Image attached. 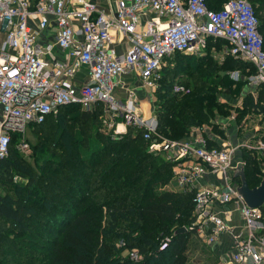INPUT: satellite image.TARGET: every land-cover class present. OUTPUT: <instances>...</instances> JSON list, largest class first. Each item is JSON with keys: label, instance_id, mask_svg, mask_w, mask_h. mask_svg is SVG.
Returning <instances> with one entry per match:
<instances>
[{"label": "built area", "instance_id": "obj_1", "mask_svg": "<svg viewBox=\"0 0 264 264\" xmlns=\"http://www.w3.org/2000/svg\"><path fill=\"white\" fill-rule=\"evenodd\" d=\"M208 2L114 0L115 10L109 15L93 0H0V163L13 134L19 136V152L27 154L29 127L43 123L59 107H101L103 128L112 139L133 129L152 155L172 164L171 182L179 192L192 194L194 222L187 231L206 246L214 245L231 230L213 209L233 205L244 235L234 237L228 256L222 257V252L219 260L264 264V204L247 207L237 192L239 181L232 176L238 163L244 166L242 152L264 159V124L247 130L244 120L235 123L236 114H231L235 144L230 134L222 139L203 125L193 127L186 139H168L159 133L153 113L141 112L134 90L124 98L115 93L117 79L132 72L145 88L154 90L166 58L176 53L203 57L212 39L225 42L227 56L254 67L246 84L256 97L264 89V46L253 8L247 0H224L218 9ZM122 42L124 52L119 54L116 46ZM81 73L85 80L76 82ZM237 107L242 109L240 103ZM261 165L262 178L264 160ZM205 176L221 184L204 182ZM168 243L165 238L161 248ZM130 259L137 261V252L133 250Z\"/></svg>", "mask_w": 264, "mask_h": 264}, {"label": "trees", "instance_id": "obj_2", "mask_svg": "<svg viewBox=\"0 0 264 264\" xmlns=\"http://www.w3.org/2000/svg\"><path fill=\"white\" fill-rule=\"evenodd\" d=\"M223 1L209 0L208 6L218 9ZM247 2L255 9L264 46V0ZM227 57L223 66L208 64L207 55L176 53L165 59L153 90L161 136L183 140L191 128L208 124L218 105L217 88L229 93L233 84L220 75L222 68L255 73L252 65ZM186 71L188 92H173L174 79ZM241 106L238 124L243 115L264 118V91L245 94ZM101 116V107L66 105L31 125L33 167L16 149L19 136H11L0 163V189L14 187L18 179L23 185L14 198L0 194V264H185L187 250L199 240L192 231L175 232L194 222L192 194L163 189L173 178L172 164L152 155L133 129L112 139ZM242 157L253 188L264 159L245 152ZM165 238L169 243L161 248ZM28 247L42 252L32 254ZM133 250L137 261L130 259Z\"/></svg>", "mask_w": 264, "mask_h": 264}, {"label": "rangeland", "instance_id": "obj_3", "mask_svg": "<svg viewBox=\"0 0 264 264\" xmlns=\"http://www.w3.org/2000/svg\"><path fill=\"white\" fill-rule=\"evenodd\" d=\"M225 47H226V44L222 40H212V42L208 41L207 50L205 52V55H207V57L209 59L207 61V63L208 64L209 63H215V64H217L219 66H223V64H225V62H226V60L228 58L227 55L225 54ZM240 70L241 69H238V68H236V69H225V68H222V71H220V75L221 76H227L228 77L227 79L231 80L233 82V84L230 87V92L229 93L228 92H223L224 89L217 88V91H216V94H215V100H216V102H217V104L219 106L217 105L216 108H214L213 111L211 112L208 124H202L203 126H207L208 128H210L212 131H214V133H216V131H215L216 129L219 130V126L220 125L217 124V122H219L220 119H223V120L226 119L225 123H222V126L224 127V130H228L229 127L231 129L233 127L234 123L231 121L230 115L231 114H236V115L238 114L237 112H239V110H238L237 105H238V102L240 101L242 96H244L247 93L254 92V90L252 88L248 87V85L246 84V76H248V75L245 72H242ZM247 70H249V69H247ZM234 73L237 74V78H238L237 80H234L235 79V75H234V78H233V74ZM188 74L189 73H187V71L186 72H181V73L178 74V76L174 79V82L175 81L176 82L173 83V85H174L173 86V90H174L173 92H176L178 90L182 94L188 92V89L184 86L186 83L189 82ZM260 90L264 91V89H260ZM260 90H258V93H259ZM147 92L151 96L150 97L151 101L149 100V104H150V111L153 112V104H154V101H155V97L153 95V90L148 88ZM236 115H235V117H236ZM261 118L262 117L255 116V117H252L250 119H245V117L243 115V119L241 120V122H243V120H244V123L247 124V126H248L246 129L250 130L252 127H254L253 125H257L258 124V121L260 122V125L264 124ZM236 120L237 119L235 118V123H237ZM222 139H224V138L222 137ZM26 140H27V142H29L31 144L34 141L33 136L30 134L29 130H28V133L26 135ZM230 140L233 141L234 138H231ZM16 149H17V147H16ZM30 151H31V148H30V150H29V152L27 154L23 155L18 150V152L26 160H28L29 164L33 167L34 166V162H33L32 158H30V156H31ZM258 157H260V156H258ZM237 158H238L237 156H234V160H236ZM260 166L262 168L261 164H260ZM207 183H215L217 185H220L221 181L217 180L215 177H210V179L207 180ZM22 185H23V181L18 179L16 181V184H15L14 187L12 186V187L8 188V190L7 189H0V194H4L5 196L8 195V198H14V197L17 196L16 192L20 190ZM198 240L199 241H197V245L196 246L195 245H192V246L190 245L189 249L187 250L186 258H185V264H212L213 263L211 261L212 259H216L218 264H220L221 263V261L219 260V256L220 255L217 256L216 252H215L216 251L215 249H217V247H215L214 245L208 247V246H206V244H204L203 241H201L200 239H198ZM38 244H42V243L40 242ZM28 248L30 250H32V251H30L32 254H33V252L34 253H41L42 252V251H39L37 249H31V247H28ZM4 254H6V253H3L1 255V258L3 256H5ZM228 254H229L228 251H224L223 254H222V257H227Z\"/></svg>", "mask_w": 264, "mask_h": 264}, {"label": "crops", "instance_id": "obj_4", "mask_svg": "<svg viewBox=\"0 0 264 264\" xmlns=\"http://www.w3.org/2000/svg\"><path fill=\"white\" fill-rule=\"evenodd\" d=\"M93 3L95 4V6L97 7L98 10L104 12L105 14L110 15V14L114 13V10H115L114 0H93ZM144 18L145 19L150 18V15H145ZM142 21H144L143 18H142ZM116 50L119 54H122L124 52L123 42L121 43V45L116 46ZM84 80H85V76L82 73L78 74V76L75 77L76 82H81ZM117 81L119 84L115 89V93L118 97L124 98V97H126L129 90H134L139 101H140V110L142 109L141 111L142 112L144 111L143 114L149 115V114L153 113L152 111H150V104H149V100L151 101V99H150L151 96L147 92V89L142 85L141 79H140L137 72H132L129 74L121 75L117 79ZM239 103L241 104V99L238 102V104ZM248 116H249V118H252L255 116L262 117L261 119L264 123V119H263L262 115L250 114ZM225 120L220 119L221 122L219 120L218 121L220 124H222V123H225ZM258 125H260L259 121H258ZM228 130L223 129V131H221V132L223 134L225 133L227 135L230 134L231 138H234L233 135H235L234 134L235 131L233 130V128L230 129V127H229ZM234 141H235V138L232 142H234ZM235 143L236 142H234L233 144H235ZM209 179H210V176H205L204 182H206ZM166 190H172V191L179 192L177 190L176 185H174L173 182H170L169 184L166 185ZM213 212H214L215 216L221 218L223 220V222L231 230L229 233L225 232V233L221 234L218 237L219 238L218 242L214 244V246L217 247V249H215L216 255L219 256L224 251H230V247H231V245L235 239L234 237H236L238 234L244 235V229L242 228V222H241L239 213L237 212V210L234 208L233 205H224V206H220V207H214Z\"/></svg>", "mask_w": 264, "mask_h": 264}, {"label": "water", "instance_id": "obj_5", "mask_svg": "<svg viewBox=\"0 0 264 264\" xmlns=\"http://www.w3.org/2000/svg\"><path fill=\"white\" fill-rule=\"evenodd\" d=\"M232 176L239 181L237 192L243 203L249 208H260L264 204V176L257 186L250 188L246 182L244 166L241 163L236 165ZM185 232V228H180L175 234H183Z\"/></svg>", "mask_w": 264, "mask_h": 264}]
</instances>
